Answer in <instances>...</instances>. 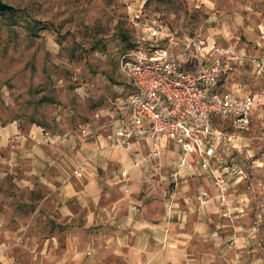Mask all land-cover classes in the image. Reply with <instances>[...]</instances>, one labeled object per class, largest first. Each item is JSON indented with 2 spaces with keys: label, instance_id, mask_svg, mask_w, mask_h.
Returning a JSON list of instances; mask_svg holds the SVG:
<instances>
[{
  "label": "rangeland",
  "instance_id": "374dc122",
  "mask_svg": "<svg viewBox=\"0 0 264 264\" xmlns=\"http://www.w3.org/2000/svg\"><path fill=\"white\" fill-rule=\"evenodd\" d=\"M3 1L18 11L13 22L0 13V126L35 123L84 139L108 134L119 120L115 101L126 93L120 54L127 43L146 46L148 28L158 22L178 36L213 37L264 55V0ZM224 87L254 92L264 80L240 67ZM249 125L216 124L235 138L232 157L246 175L231 188L241 212L225 219L222 237L234 242L227 258L235 264H264V107ZM18 149L14 141L0 146V264H81L74 254L86 252L94 235L36 210L40 195L4 162Z\"/></svg>",
  "mask_w": 264,
  "mask_h": 264
},
{
  "label": "crops",
  "instance_id": "0c3cea01",
  "mask_svg": "<svg viewBox=\"0 0 264 264\" xmlns=\"http://www.w3.org/2000/svg\"><path fill=\"white\" fill-rule=\"evenodd\" d=\"M223 45L241 46L264 58L248 45ZM105 136L92 134L84 139L50 133L35 124L24 130L15 124L0 126V146L14 141L19 148L16 158L4 162L28 177L29 188L40 195L36 210L94 235L87 251L75 252L73 260L81 264H235L233 257L227 258L234 242L222 237L225 219L241 212L231 193L225 206L213 199L199 207L198 187L207 185L213 193L210 181L199 173L177 185L170 182L177 147L167 143L160 172L148 174L134 165L132 154L121 149H106L98 155L106 147ZM137 151L140 155L151 151V141H141Z\"/></svg>",
  "mask_w": 264,
  "mask_h": 264
},
{
  "label": "built area",
  "instance_id": "2783aa9c",
  "mask_svg": "<svg viewBox=\"0 0 264 264\" xmlns=\"http://www.w3.org/2000/svg\"><path fill=\"white\" fill-rule=\"evenodd\" d=\"M148 34L146 46L137 45L119 57L126 93L115 101L118 124L106 134V147L97 154L121 149L132 154L135 166L148 174L158 173L159 161L171 143L179 152L170 182L177 185L202 173L213 193L200 185L195 197L198 206L204 208L213 199L225 206L231 188L246 175L232 157L235 138L216 124L227 121L236 129L250 126L254 112L264 107V87L245 93L226 89L224 81L240 67H250L254 77L264 80V58L241 46L219 44L213 37L169 33L162 22L150 26ZM157 39L162 42L156 43ZM143 140L151 141V151L140 155L137 146Z\"/></svg>",
  "mask_w": 264,
  "mask_h": 264
},
{
  "label": "trees",
  "instance_id": "16d2710c",
  "mask_svg": "<svg viewBox=\"0 0 264 264\" xmlns=\"http://www.w3.org/2000/svg\"><path fill=\"white\" fill-rule=\"evenodd\" d=\"M0 13H2L3 15H5V16H6V19H7L8 21L13 22V20H14V18H15V16H16V13H17V12L5 11V12H0ZM27 28H28V30H29L31 33H34V32H35V26L32 25L30 22L27 23ZM136 46H137L136 44L127 43V47H128V49H126L125 51H123V52L120 54V56H121L122 54H124V53H126V52H128V51H130V50H132V49H134V47H136ZM33 124H35V123H32V124H30V125H33Z\"/></svg>",
  "mask_w": 264,
  "mask_h": 264
},
{
  "label": "water",
  "instance_id": "95a60500",
  "mask_svg": "<svg viewBox=\"0 0 264 264\" xmlns=\"http://www.w3.org/2000/svg\"><path fill=\"white\" fill-rule=\"evenodd\" d=\"M5 11L17 12L18 9L10 4L5 3L3 0H0V12Z\"/></svg>",
  "mask_w": 264,
  "mask_h": 264
}]
</instances>
